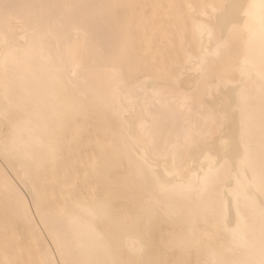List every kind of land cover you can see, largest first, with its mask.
Masks as SVG:
<instances>
[{"label": "bare ground", "instance_id": "obj_1", "mask_svg": "<svg viewBox=\"0 0 264 264\" xmlns=\"http://www.w3.org/2000/svg\"><path fill=\"white\" fill-rule=\"evenodd\" d=\"M110 6L0 0V264H134L173 218L181 255L264 264V0H148L133 76Z\"/></svg>", "mask_w": 264, "mask_h": 264}, {"label": "rangeland", "instance_id": "obj_2", "mask_svg": "<svg viewBox=\"0 0 264 264\" xmlns=\"http://www.w3.org/2000/svg\"><path fill=\"white\" fill-rule=\"evenodd\" d=\"M136 1H138V2L136 3ZM109 3L111 6L109 7L108 11L110 13H112V15H113L112 21H113L114 25L116 26L115 29L113 30V33L111 31V34L112 35L114 34V35L121 37V44H123L124 46L127 47V51L125 52L124 55L130 57L128 63L131 64V66H128L126 69L127 74L129 76L137 75L138 73H140V71L142 69L144 70L143 66H141L142 56H141L139 50L135 47L134 41L131 38L130 23H129V19L127 20L126 18H128V16H130L131 13H134L136 15H144L145 18H148L150 15L149 6H147L148 0H109ZM145 18L140 20V23L143 22L146 24ZM169 20H170V22H173L172 19H169ZM132 30L135 33L138 31V30L136 31L135 27L132 28ZM177 36H178V34H177L175 27H173L172 25L169 26L168 32L166 33L164 38L162 37L163 38L162 40L164 41L165 44L163 46H160L161 51H163L165 55H170L172 50H173V46L178 44V41H177L178 37ZM214 36L218 37L219 35H218V33H216ZM238 38L239 37L234 33L229 40L230 44H229V47L227 49H231L232 47H235L237 45V42L235 41V39L237 41H239ZM135 39L137 40V38H135ZM141 42H142V40H141ZM156 45H158V47H159L160 42H157ZM216 68H218L217 63H215V64L209 63L208 72L214 73ZM234 75H235V73H233V72H231V73L229 72V74H228V76L232 77V78L235 77ZM195 99H197V98H195ZM92 113H94V115H93L94 117L91 115H90L91 118L88 117L89 120L93 119V120L88 121V123H90V124H87L83 121L81 122L83 124L85 123L84 125L87 126V128H89L90 130L93 127V125L95 124L94 120H96V122H97V117H95V116H97V113L95 111H92ZM113 121L114 120L112 118L111 123H113ZM91 131L89 133H85L86 137H90V136L94 137V131H92V132ZM75 165L79 166V167L81 166V164L79 162L77 164L75 163ZM118 168H119V170H118ZM118 168L115 167L114 168L115 170L112 169L110 171L111 177H112V175L114 176V174H115L114 171H119L121 176L125 174V172H126L125 165L118 167ZM123 170H125V171H123ZM45 172L49 173L48 167H46V170H44L43 174ZM119 172H117V174H119ZM43 174L41 172V174H39L40 176H38V177L39 178L41 176L43 177L45 175V174L44 175ZM117 174H115L116 176L113 177L114 179L118 178ZM120 174H119V177H120ZM34 179L37 180V177H34ZM59 180L61 181L62 179L60 178ZM262 183L264 185V181ZM215 186H217V184ZM43 188H44V186H43ZM123 201L118 200L117 202L122 203L123 205H124V203H126L125 204L126 206H129V204H131V202H130L131 199L130 200L125 199V201L124 202ZM211 215H208V216H211ZM175 219L173 218L172 222H169L171 220H167V221L160 220V219H158V220L155 219L156 221L154 220L155 222L152 223L153 224V225H151L152 229L150 228V232H149V238L151 241L149 240L150 243H149V241H148V243H149L150 247L147 248V250L145 251L142 258L140 257L141 259L136 260L134 262V264H174V263L175 264L176 263L177 264H196V263H200L202 260L206 259L207 253H206L205 249L208 246L209 242H211V240H212L211 245H212V243H213V245L215 244V246H218L220 244V241H221L220 237H222V236H219V238H218V236H216L217 243H214V241L216 242L215 239L214 240L213 239L208 240L204 236L202 238V240L197 242V245H195L197 248L194 245L189 244V245H192L193 248L192 247L189 248V246H188V249L186 250V254L181 255L182 252L180 253L178 251V249L175 248L176 246L174 247V246L169 245V241L173 235L182 233L184 231V229H183L184 225H183V227H181L177 223H174ZM254 222H255V224L252 223V224H254L253 226H255L257 223H259L258 221H254ZM173 223L176 224L177 226L174 225ZM201 225L203 226V224H199L198 227L200 228ZM257 226H260V225H257ZM253 228H255V227H253ZM199 250H200V252H199ZM184 253H182V254H184ZM200 254H202L203 256L204 255H206V256L203 257ZM202 258H204V259H202Z\"/></svg>", "mask_w": 264, "mask_h": 264}]
</instances>
